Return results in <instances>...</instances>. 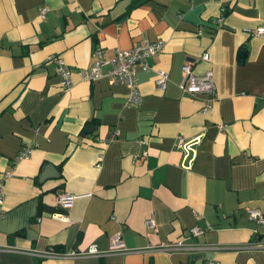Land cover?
<instances>
[{
	"label": "crops",
	"instance_id": "0c3cea01",
	"mask_svg": "<svg viewBox=\"0 0 264 264\" xmlns=\"http://www.w3.org/2000/svg\"><path fill=\"white\" fill-rule=\"evenodd\" d=\"M257 26L264 27V0H0V264H264V225L247 212L264 214ZM142 38L164 45L150 69L137 70L138 105L109 77H80L95 48L107 59ZM52 56L71 73L67 89ZM186 63L193 74L213 72L215 98L205 111L207 94L179 87ZM158 68L167 73L163 90L154 82ZM178 136L198 139L192 160ZM26 145L30 153L18 159ZM46 164L58 176L39 180ZM65 192L78 195L68 221L51 215ZM192 227L201 233L191 235ZM114 234L128 251L109 252ZM89 244L99 254L31 253Z\"/></svg>",
	"mask_w": 264,
	"mask_h": 264
},
{
	"label": "built area",
	"instance_id": "2783aa9c",
	"mask_svg": "<svg viewBox=\"0 0 264 264\" xmlns=\"http://www.w3.org/2000/svg\"><path fill=\"white\" fill-rule=\"evenodd\" d=\"M47 10L46 6H42L39 9V17L43 18ZM222 15L224 14V9L222 8ZM217 18V21L222 20V15ZM252 34L260 36L264 39V27L257 26L251 30ZM164 45V41L161 39L149 40L147 38H142L136 44L130 48L118 49L116 48L109 58H103V51L101 48L94 49V61L85 70L80 73L82 79L93 81L102 77H109L112 82L117 84H122L127 87V101L130 104L138 105L141 101V93L138 89L136 82L137 70H148L150 69L148 59L151 56L158 54ZM53 61L56 63V72L61 77V86L63 89H67L71 86L70 71L65 64V62L59 56H52ZM201 58L203 60L209 59V54L207 52L203 53ZM108 65L105 69L103 66ZM183 78L179 85L180 89L190 96H194L199 93L207 94L209 97L204 101L202 110H207L209 107V101L215 98V85L213 72L207 70L203 74L196 75L191 72L190 63H186L182 66ZM167 73L158 68L155 70V86L159 90H163L166 85ZM221 127V126H220ZM139 143L144 144L145 140L143 138L138 139ZM198 142L197 138L192 140H184L182 137H177V145L183 153V157L187 158L190 155L189 161L192 160L193 156V145ZM31 151V147L26 145L21 148L18 153L17 158H23L28 156ZM146 155V153H144ZM3 195V178L0 180V217L3 214L1 207V199ZM78 197L77 194L65 192L57 197V202L59 207L62 209L60 212H52L54 218L68 221V216L66 211L71 208L73 201ZM248 217L252 219L257 224L264 225V214L256 209H247ZM144 223L150 228H155V222L152 216H148ZM209 227V226H208ZM190 234L195 236L201 233V230L197 227H192L189 229ZM161 248V247H160ZM183 248L195 250H200L202 247L186 245ZM168 249V248H163ZM109 252H126L128 249L124 245L119 234H114L109 240L108 246ZM34 256L39 258L42 257H52V258H64V257H85L99 254V250L95 244H89L86 249L83 250H68V251H58L54 249H46L43 251L32 250L31 252ZM205 264H214L212 261H206Z\"/></svg>",
	"mask_w": 264,
	"mask_h": 264
},
{
	"label": "water",
	"instance_id": "95a60500",
	"mask_svg": "<svg viewBox=\"0 0 264 264\" xmlns=\"http://www.w3.org/2000/svg\"><path fill=\"white\" fill-rule=\"evenodd\" d=\"M91 127H95V126L87 125L85 127V131H87ZM50 175H54L55 177H57L58 176V171L52 164H46V166L44 167L43 171L40 173L39 180H42V179H44V178H46V177H48Z\"/></svg>",
	"mask_w": 264,
	"mask_h": 264
}]
</instances>
